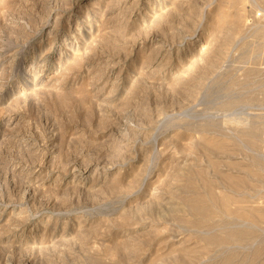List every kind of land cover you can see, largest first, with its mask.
Segmentation results:
<instances>
[{"label":"rangeland","instance_id":"obj_1","mask_svg":"<svg viewBox=\"0 0 264 264\" xmlns=\"http://www.w3.org/2000/svg\"><path fill=\"white\" fill-rule=\"evenodd\" d=\"M0 264H264V0H0Z\"/></svg>","mask_w":264,"mask_h":264}]
</instances>
